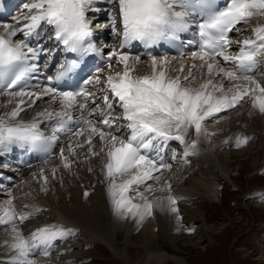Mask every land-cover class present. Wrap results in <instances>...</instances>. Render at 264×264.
<instances>
[{"label": "snow or ice", "instance_id": "snow-or-ice-1", "mask_svg": "<svg viewBox=\"0 0 264 264\" xmlns=\"http://www.w3.org/2000/svg\"><path fill=\"white\" fill-rule=\"evenodd\" d=\"M94 2L29 0L23 4L24 12L15 24H0L4 29L0 32V96L7 98L5 106L15 103L10 111L0 114V154L19 146L42 148L47 156L59 143V134L75 136L76 141H69L67 145L68 155H65L64 147L60 148L63 167L70 168V157L85 145L89 156L104 155L106 160L101 174L114 212L121 217L131 215L139 224L153 215L154 206H163L165 199L170 211L178 212L176 197L168 195L149 199L139 191L149 181L159 180L155 174L170 167L162 155L170 141H178L184 148V155H189L198 143V139H190L192 130L197 138L201 134L208 136L203 123L232 109L245 97L251 99L253 108L264 113V85L253 75L259 66L264 65V24L253 27L252 35L242 40L230 38V33L246 30L238 25L247 24L253 17H264V0H106L113 7L119 5L123 25L121 48L132 41L145 46L161 41L173 43L181 33L190 30L195 17L199 16V22L195 24L196 37L189 40L188 45L197 49L190 58L201 61V64L188 68L187 76L172 78L165 70L169 61L163 57L158 61L152 56L151 75L135 77L132 75L135 68L128 63L129 57L113 50L107 55L108 67L111 69V61L115 58L117 64H123V71L110 73L101 80V69L97 68L93 76L83 81L79 90H60L53 81H60L73 73L79 67L80 57L98 51L90 42L92 21L86 15L90 11H99L92 7ZM6 7V0H0V8ZM109 19L115 28V12L110 11ZM44 26L54 32L56 40L67 52L78 55L65 60L55 77H47V83L30 84L32 74L38 71L32 61L44 48L40 44L29 46V39L38 36L39 29ZM18 34L24 38L13 40ZM233 45H238L239 51L230 53ZM139 60V56L135 57L137 63ZM205 69L210 77H223L224 81L234 82L232 87L225 89L223 82L214 84L212 79L196 88L182 86L194 72L203 74ZM184 70L185 65H181L180 71ZM101 84L105 108L99 113V123H95L91 120L95 109L87 107L89 100L95 103V93L88 86L95 88ZM45 97L58 102L60 110L44 109L27 120L21 117L22 112L30 110ZM116 105L122 109L125 124H119L111 115ZM76 110L81 114L74 119ZM46 123L51 126L50 135L42 130ZM73 126H76L75 131ZM94 137L99 138V151L93 147ZM248 139L238 136L235 144L239 147ZM44 162L48 163V160ZM55 172L53 168V176ZM40 177L47 182L43 168ZM165 186L170 190L167 181ZM146 191H152L150 185ZM133 192L141 203H133L130 198ZM40 211L39 208L33 212L17 211L11 199L0 207V226H11L12 242L7 248L15 253L0 264H37L36 260L30 259L32 255L39 251L43 256H49L55 241L74 233V229L52 224L23 235L17 224Z\"/></svg>", "mask_w": 264, "mask_h": 264}, {"label": "bare ground", "instance_id": "bare-ground-1", "mask_svg": "<svg viewBox=\"0 0 264 264\" xmlns=\"http://www.w3.org/2000/svg\"><path fill=\"white\" fill-rule=\"evenodd\" d=\"M92 7L99 10H102L103 8H109L111 9L112 12L115 9V7L109 5L106 2V0H95ZM260 18H264V17H260ZM92 23L96 31L98 32L101 31L99 36L101 37L102 41L105 44H108L112 37V31L110 30L112 25L110 24V21L107 20L106 17L103 15L102 11H101V15L96 20H93ZM33 44L34 47H36L37 44L42 45L44 48L43 53H45L47 46L50 44V40H48L46 36L40 38L37 42ZM124 55L128 56V54H124ZM192 60L193 59H190L187 62L188 68L191 67L192 65L199 66L197 60H193V61ZM135 62H136L135 57H131V63L129 64L135 68L132 74H137L135 71L138 63ZM176 65L178 68H180V66L184 65V63L179 60L177 61ZM146 66L147 69L149 70V73H152V59L148 60ZM196 72H194L193 74H195ZM166 74L172 78L176 77V75L169 70H166ZM6 99H7L6 97L0 96V112H7L10 111L13 107H15V103H9L5 106ZM40 107L41 104L36 102L30 110H26L22 113L37 111V109H39ZM250 110L252 112L254 111L260 112L258 109H255L253 107H251ZM262 114L263 116H262L261 124L264 125V113ZM190 139H198V143L196 145L194 152H190L189 155L185 156L183 147L179 150V152H170V158L172 159L171 161L175 160V162H177L173 170H174V174L177 175L178 181L177 183L175 182L172 183L171 186H173L174 191L171 190L169 195L176 197V208L178 209V212L174 213L170 211L168 205H167L168 210L166 211L161 210L160 208H158L157 210V208H154L155 207L154 206L153 215L147 217L142 223L139 224L136 222V219L133 218L131 215L127 217H121L114 212L113 207L109 202V198L105 190L106 182L104 180L103 175L101 174L102 165L106 160V157L104 155L101 156V158L99 159L98 162H96V164H94L93 162L98 159L97 158L91 159V156H88V160L81 162L80 165L81 170L78 175V172L77 174H75V170L73 168L74 164L71 165L70 168L63 167L58 154L57 162L55 161L52 164H48L42 167L44 169V175L48 178L46 183L40 177L41 168H38L35 173L30 174L27 180L38 182V188L40 189L41 187L53 185L57 181L62 182V180L64 181L65 178L69 175L70 177H72V186L69 184L70 181L69 182L66 181L65 182L66 184L62 189L58 186L54 189L52 188L48 191H44V193L47 192L46 193L47 195H45L47 196V198H43L44 195L43 194V195H38L36 198L34 197V199L37 204L42 203L48 205H55V211L61 214L59 215L60 219L65 220L68 223H73L78 226L79 224L80 225L82 224V227L85 228L87 233L84 236L85 239L83 240L86 241L91 239L92 237H95L96 239H100L104 241L114 253L118 255H123L124 250L120 249V247H117L113 242L114 234H117L118 231H122V233L124 234H130L131 232H133L131 230H138L137 235H134L135 237H139L141 239L148 238L146 245L143 248L145 249L144 254L138 260V264H165V262L169 259L174 260L179 264H185L186 260H184L181 256L176 255L172 251H171L172 253H168L170 251L167 252V250H163L160 247H156L154 245L155 242L154 239L157 233V229H160V232L164 233V231H167L169 230V228H172L174 226L172 224L175 218L179 214L185 213L186 212L185 210H187L188 207H190L187 205L186 201H188V199L195 197L196 194L203 195L209 200H214L216 198L214 182L210 177L207 178L206 176V173L210 172V167L208 168L207 166L209 165L216 166V168H218L220 172L226 174V167L222 165L224 156L222 155L221 151L218 150L219 147L216 144H214L213 141H210L209 148L206 149V146L203 145L205 140L204 135L201 134V136L197 138L196 135L193 134V130ZM97 141H99V138H97ZM93 147H95L96 150L99 151L101 145L99 144L97 145L96 143H93ZM84 148L85 149L83 148H79V149L84 151L85 152L84 154L88 155L87 145H85ZM77 154H80V151H77L75 156L70 157L72 162L73 159H75V157L78 158ZM173 154H175V159H173ZM65 155H68V153L65 152ZM190 159H192L195 162V165L198 164V172L191 175V177L188 178L187 175L191 174L193 171L188 173L184 167L187 168L188 165H190ZM262 160H264V151L262 153ZM168 161L169 160H167L165 163L167 164ZM53 168L56 169L54 176L52 173ZM21 171L23 172V174L28 173V170L25 171L21 170ZM185 176L187 177L185 178ZM166 178H168V175H166ZM146 188L141 187L139 191L143 193L145 196H147L149 199H154L153 195H151L146 191ZM87 190H92V192L89 193L88 197L85 198V196H87L85 195V192ZM12 191L15 194L17 193L16 189ZM166 192L164 194H166ZM68 194H70L69 199L72 203H70L65 198ZM159 196L161 195L158 196L156 195V197ZM89 197L94 200L92 201L91 204L87 200ZM130 198L132 199L133 203L142 202L139 196H137L134 192L130 193ZM165 201L167 202L166 199ZM31 205L34 207H32ZM31 205L27 207H23L22 211H26L27 209L33 211L36 208V204H31ZM3 206L5 205L0 204V207ZM56 212L54 214H57ZM71 237L72 235L66 240V242L59 243L58 246H56V249L59 250L60 247H63L64 250H67L70 247L68 243L72 242ZM4 241H5L4 238H0V246L4 244ZM0 253H1L0 254L1 262L8 260L9 257L15 254L14 251L8 250L7 247H3V248L1 247ZM36 257H37L36 259L37 264H55V262L57 261V256H52V257L50 255L43 256L42 253L39 251L37 252L36 255H32L30 259L35 260Z\"/></svg>", "mask_w": 264, "mask_h": 264}, {"label": "rangeland", "instance_id": "rangeland-1", "mask_svg": "<svg viewBox=\"0 0 264 264\" xmlns=\"http://www.w3.org/2000/svg\"><path fill=\"white\" fill-rule=\"evenodd\" d=\"M261 140L259 138L255 144H251L240 150H229L228 148L220 147L221 153L224 156L222 165L225 167L226 162L228 163L226 168L229 175L239 183V188L233 196L237 199L235 204L227 206V203L223 202L210 215L211 212L209 214L206 212V206H209V201L205 196L197 195L193 198L194 200L190 199L188 201L190 207L185 210L186 212L179 215V219L175 218L172 228L164 231V233L160 232V229H157L154 245L167 250V252L168 250L174 251L176 255L186 260L185 264H264V253L257 254L248 247L254 246L261 250L256 241L260 239L264 240V234L255 229L257 227L260 229L264 228V218L258 219L264 215V203H252L254 200H264V187L253 185L256 182L258 184V181L253 179V176L257 175L256 173L260 170L258 169L259 167L257 168L260 165L257 150H259ZM191 162L192 159H190ZM229 164L230 166H228ZM193 165H195V162ZM207 167H210V172L212 168H216V166L211 165ZM196 168V172L187 175L188 178L198 172V166ZM213 172L216 174L215 176L220 174L215 169ZM159 173L157 174L159 180H155L156 188L151 187L152 191H147L153 195V198L156 195H161L159 197H166L168 195V188L163 185L165 184V180L162 179L166 173ZM248 174H252L253 176L247 178L246 175ZM206 176L212 179L207 173ZM215 176L213 177L214 179ZM69 184L72 186V181ZM165 192L166 194H164ZM223 194L225 193L223 192ZM87 200L90 204L94 201L90 197ZM217 202V199H215L213 204ZM70 203L72 202L70 201ZM154 208L166 211L168 210L167 202L165 201L163 206H155ZM205 215H210V218L205 217ZM117 233L115 237L117 244L121 247L125 245L128 248V252L133 253L131 255L132 263L138 264V260L144 254L145 249L143 248L148 238L141 239L135 237L134 235H137L138 230H133L130 234H124L122 231H118ZM0 238L2 237L0 236ZM171 251L168 253H172ZM203 251H207V253L204 254L202 253ZM92 253L105 254V251L103 248H100V250H93ZM105 262L104 260H93L89 264H105ZM121 263L126 264L124 259ZM165 264L179 263L169 259Z\"/></svg>", "mask_w": 264, "mask_h": 264}]
</instances>
